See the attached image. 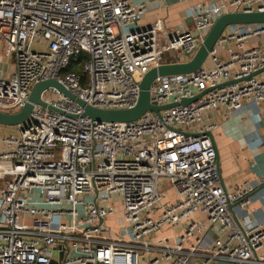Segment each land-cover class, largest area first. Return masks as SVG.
Here are the masks:
<instances>
[{
	"label": "built area",
	"instance_id": "2783aa9c",
	"mask_svg": "<svg viewBox=\"0 0 264 264\" xmlns=\"http://www.w3.org/2000/svg\"><path fill=\"white\" fill-rule=\"evenodd\" d=\"M255 11L264 0L199 3L193 29L163 42V22L140 26L146 8L131 0H0V39L15 60L0 78V111L21 110L51 79L92 107L134 108L149 70L190 60L223 14ZM241 27L199 71L157 78L151 103L179 105L137 121L97 122L44 93L62 113L36 106L0 150V264H53L56 251L62 264H264V223L235 212L253 187L226 193L208 135L216 126L205 124L219 106L230 116L246 102L264 105V79L253 75L264 70V45L245 44L264 36V24Z\"/></svg>",
	"mask_w": 264,
	"mask_h": 264
},
{
	"label": "crops",
	"instance_id": "0c3cea01",
	"mask_svg": "<svg viewBox=\"0 0 264 264\" xmlns=\"http://www.w3.org/2000/svg\"><path fill=\"white\" fill-rule=\"evenodd\" d=\"M135 7L145 6V15L139 22L146 26L155 21L163 22L162 41L181 32L184 29H193L194 23L189 10L199 3H208L209 0H131ZM243 31L241 26L230 28V31ZM246 47L264 45V36L246 41ZM233 42L224 45L221 51L223 58L228 57V47H236ZM14 56L5 50L0 39V78L9 77L14 72ZM258 77L264 79V70L258 72ZM226 108L219 106L207 112L205 124L216 126L212 131L213 140L219 156L221 182L228 193L242 190L246 183H250L253 190L250 194L251 202L243 211L236 207L243 223H264V184L260 181L264 177V105L257 106L246 102L243 108L233 115L227 116ZM5 126H0V135L6 132ZM198 133L199 129H194ZM19 132L16 127L15 134ZM8 135V134H7ZM8 135V136H11ZM0 136V150L5 148ZM58 264H62L60 254L56 251ZM63 256V254H62ZM56 260V261H57ZM55 263V260L53 261Z\"/></svg>",
	"mask_w": 264,
	"mask_h": 264
},
{
	"label": "water",
	"instance_id": "95a60500",
	"mask_svg": "<svg viewBox=\"0 0 264 264\" xmlns=\"http://www.w3.org/2000/svg\"><path fill=\"white\" fill-rule=\"evenodd\" d=\"M264 24V11L263 12H229L220 16L210 31L206 35L204 41L200 45L199 49L195 55L188 61H180L174 63H164L157 67H153L149 70L142 82L140 83V98L137 105L131 109H100L95 108L90 105H87L82 99L77 97L75 94L70 92L57 80H44L36 83L32 88L29 101L27 104L17 112H4L0 111V126L5 127H20L24 125L30 118L31 113L36 106H43L49 108L50 110L56 113H62L58 109L49 105L43 100V94L53 89L60 93L62 96L70 99L71 101L76 102L83 110V115L90 117L91 119L97 122H111V123H120V122H133L140 119L146 112L154 111L160 112L172 107H175L179 104L171 103L165 106H157L151 103V87L155 80L159 77H168V76H178V75H190L200 69H202L208 61L209 54L212 52L213 48L217 45L221 37L227 32L230 27L233 26H246V25H260ZM258 73L253 74L256 76ZM206 92H203L197 95L194 98L183 99L180 104L188 105L191 102L198 100ZM212 140L213 146L216 150V146L213 140L212 133L208 134ZM217 163L219 165V156L216 150ZM219 179L221 182V174L219 168ZM222 187L224 188L223 183L221 182ZM226 191V189L224 188ZM227 193V191H226ZM235 207V206H233ZM230 211L233 212L232 206Z\"/></svg>",
	"mask_w": 264,
	"mask_h": 264
},
{
	"label": "rangeland",
	"instance_id": "374dc122",
	"mask_svg": "<svg viewBox=\"0 0 264 264\" xmlns=\"http://www.w3.org/2000/svg\"><path fill=\"white\" fill-rule=\"evenodd\" d=\"M44 97L45 98H49V99H58L60 98V94H58L55 90L53 89H50L48 91L45 92L44 94ZM6 132H3V134H1L0 136L1 137H4L5 135L8 136V135H11V134H15V130H16V127H6ZM8 134V135H7ZM39 194H37L38 196ZM37 196H34L35 199H39L41 200L39 197ZM119 218V212L116 214V216L113 218V222L111 223L112 227L115 228V220ZM177 231H179L177 229ZM177 231H171V232H177ZM170 230L167 231L163 236H167V235H170L171 234ZM159 233H163V231L159 232ZM157 233L156 236L159 234ZM58 256L57 254L54 255V260H55V263L58 264V260H57ZM62 259H63V256H62ZM57 260V261H56Z\"/></svg>",
	"mask_w": 264,
	"mask_h": 264
},
{
	"label": "trees",
	"instance_id": "16d2710c",
	"mask_svg": "<svg viewBox=\"0 0 264 264\" xmlns=\"http://www.w3.org/2000/svg\"><path fill=\"white\" fill-rule=\"evenodd\" d=\"M165 61H166V63H174V62H177L178 59L177 58H166ZM68 72L81 73L82 69L79 67H73V68H69Z\"/></svg>",
	"mask_w": 264,
	"mask_h": 264
}]
</instances>
